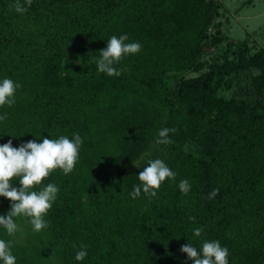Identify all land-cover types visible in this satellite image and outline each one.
<instances>
[{
    "label": "trees",
    "instance_id": "obj_1",
    "mask_svg": "<svg viewBox=\"0 0 264 264\" xmlns=\"http://www.w3.org/2000/svg\"><path fill=\"white\" fill-rule=\"evenodd\" d=\"M220 8L0 0V264H264V48L205 59Z\"/></svg>",
    "mask_w": 264,
    "mask_h": 264
},
{
    "label": "rangeland",
    "instance_id": "obj_2",
    "mask_svg": "<svg viewBox=\"0 0 264 264\" xmlns=\"http://www.w3.org/2000/svg\"><path fill=\"white\" fill-rule=\"evenodd\" d=\"M220 12L209 28L210 32L219 33L221 42L219 44H209L205 51L204 58L221 59L222 47H227L230 43L236 45L244 39L253 49L264 48V0H218ZM243 81L230 79L219 90V94L224 97H244L242 86ZM158 143L153 142V149ZM151 149V150H152ZM140 160L136 161L138 164Z\"/></svg>",
    "mask_w": 264,
    "mask_h": 264
}]
</instances>
